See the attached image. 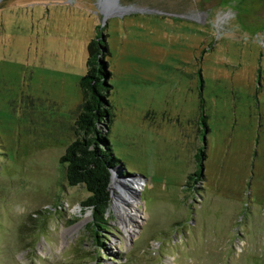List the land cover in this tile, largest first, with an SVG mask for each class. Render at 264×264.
Returning <instances> with one entry per match:
<instances>
[{
	"label": "rangeland",
	"instance_id": "obj_1",
	"mask_svg": "<svg viewBox=\"0 0 264 264\" xmlns=\"http://www.w3.org/2000/svg\"><path fill=\"white\" fill-rule=\"evenodd\" d=\"M96 37L101 244L60 161ZM0 264H264V0H0Z\"/></svg>",
	"mask_w": 264,
	"mask_h": 264
},
{
	"label": "trees",
	"instance_id": "obj_2",
	"mask_svg": "<svg viewBox=\"0 0 264 264\" xmlns=\"http://www.w3.org/2000/svg\"><path fill=\"white\" fill-rule=\"evenodd\" d=\"M87 51V70L79 81L82 103L74 122L76 137L68 144L60 161L65 170L66 183L69 186L83 185L89 192L82 206L91 212L89 227L97 240L98 232L109 226L110 171L120 161L108 139L111 122L108 97L112 85L105 59L106 45L96 37L89 42ZM199 174L200 168L188 178L199 177ZM97 242L101 244L99 240Z\"/></svg>",
	"mask_w": 264,
	"mask_h": 264
},
{
	"label": "bare ground",
	"instance_id": "obj_3",
	"mask_svg": "<svg viewBox=\"0 0 264 264\" xmlns=\"http://www.w3.org/2000/svg\"><path fill=\"white\" fill-rule=\"evenodd\" d=\"M116 174V173H115ZM116 176V175H115ZM119 180L120 181H118V184L119 185H122V186H126V185H128V179L127 178H119ZM137 184V183H136ZM129 186V185H128ZM124 190H125V188L124 187H122ZM134 188L131 186H129V188L127 187V191H125V192H123V193H125L126 195H128L130 198H132L133 197V193H134ZM122 198V197H121ZM127 202L129 203V204H132V205H136L137 204V201L136 200H127ZM122 216H125V214H123L122 213ZM125 231L128 233V234H130L132 231H133V229L131 228V227H127V228H125Z\"/></svg>",
	"mask_w": 264,
	"mask_h": 264
},
{
	"label": "water",
	"instance_id": "obj_4",
	"mask_svg": "<svg viewBox=\"0 0 264 264\" xmlns=\"http://www.w3.org/2000/svg\"><path fill=\"white\" fill-rule=\"evenodd\" d=\"M112 2L117 4V0H112Z\"/></svg>",
	"mask_w": 264,
	"mask_h": 264
}]
</instances>
